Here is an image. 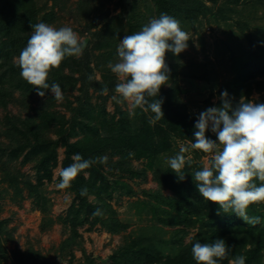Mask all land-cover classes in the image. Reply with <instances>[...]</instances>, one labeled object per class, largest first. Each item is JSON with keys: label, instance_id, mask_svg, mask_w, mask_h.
<instances>
[{"label": "trees", "instance_id": "trees-1", "mask_svg": "<svg viewBox=\"0 0 264 264\" xmlns=\"http://www.w3.org/2000/svg\"><path fill=\"white\" fill-rule=\"evenodd\" d=\"M92 1L77 0L75 3L79 17L86 19L82 33L95 29L94 23L102 12L103 4L95 6ZM152 1L157 18L162 13L168 14L180 21L184 31L191 29L199 32L203 21L209 25L226 26L234 15L239 17L233 24L240 37L246 39L248 48L239 53L229 45H225L223 52L215 49L214 61H209V64L216 62L233 75L231 79L221 81L217 94L226 90L236 104L241 97L251 100L252 94L256 93L259 97L255 101L264 103V0H223L216 12L213 9L219 0ZM47 2L0 0V111L4 113L0 117V139H3L0 141V184L6 185L20 200L26 192L35 207L42 211L40 190L44 184L53 182V170L58 165L60 168L67 167L76 153L85 159L106 155V164L93 165L86 170L90 175L81 173L71 188L66 189L73 197L65 216L59 218L64 232H67V237L57 247L60 256H68L72 260L74 248L83 252L80 241H77L80 237L77 230L82 226H87L88 231L99 226L111 236L125 232L129 225L117 217L110 204L112 195L120 192L126 197H133L135 191L123 179L135 180L152 172L159 189L142 191V195L149 200L130 203L138 217L150 214L152 224L126 237L124 243L103 260V264H195L191 256L192 243H211L215 239H223L231 247L228 259L244 255L246 264H264V213L261 211L264 204L253 205L249 209V215L260 217L261 222L254 226L245 224L232 213L217 215L218 206L200 197L192 178L193 173L202 168L201 164L186 166L183 181H178L169 167L159 165V157L172 150L174 139L194 142V125L198 117L192 116L182 103L180 81L198 78L211 85L205 62L197 64L193 58L183 59V53L179 56L166 53L170 78L168 86H162L156 97L163 100V119L155 121L151 112L140 109H136L134 114L132 110L116 109L115 113L108 115L103 104L92 105L89 90L99 93L107 85L108 95H98L103 102L114 93L116 82L107 65L117 60L115 46L122 32L121 21L126 20L128 35L141 29L140 23L133 22L134 15L124 17L120 13L105 20L98 31L90 33L96 42L89 48L90 40L87 39L82 57L67 58L50 73L49 83L60 85L65 100L73 90L79 92L75 106L72 107L70 101L62 104L71 113L70 117H66L54 109L56 100L49 92L43 98L39 97L36 89L20 77L15 62V57L30 37V25L40 22L52 25L59 19L57 11H68L69 0H51L49 7ZM240 5L242 7L238 8ZM118 6L119 3L115 7ZM246 11L248 18L261 22L251 25L250 19L241 17ZM259 11L262 15L257 16ZM92 14L96 17L91 20ZM198 41L204 54L205 42L201 36ZM204 58L207 59L205 54ZM96 72L100 73V80L95 79ZM212 94L210 92L209 96ZM10 104L17 107V113L8 110ZM206 137L216 140L210 130L206 131ZM59 148L63 149L60 163ZM131 161L142 162V168H134ZM16 162L21 167L32 165L34 180L20 170L11 169L10 165ZM55 181L58 182V179ZM85 187L89 195L82 197L80 190ZM163 189L172 192V195H164ZM98 207L103 210V216H93ZM7 222L6 219L0 220V264L8 260L11 264L15 261L45 264L39 261L40 253L31 249L25 256L21 251H11V256H8L3 246V240L12 239L6 230ZM192 230L194 234L185 243ZM5 234L7 236L3 238ZM83 256L86 264H94L84 252ZM220 264H228V260L220 261Z\"/></svg>", "mask_w": 264, "mask_h": 264}, {"label": "clouds", "instance_id": "clouds-1", "mask_svg": "<svg viewBox=\"0 0 264 264\" xmlns=\"http://www.w3.org/2000/svg\"><path fill=\"white\" fill-rule=\"evenodd\" d=\"M32 31L26 46L15 57L20 77L43 98L50 92L53 98L62 102L64 95L60 85L49 83L50 73L58 69L67 58L82 57L87 47V38L80 36L69 26L56 27L44 22L30 25ZM189 34L181 27L178 19L162 13L152 18L139 31L125 35L119 41L117 60L107 67L116 78L114 94L116 103H127L133 114L136 109L151 112L153 120L163 119L162 99H156L162 86H168L170 69L165 62L166 53L179 56L187 49ZM92 79V77H89ZM104 85L98 94L108 95ZM220 106L201 112L194 125V142L166 160L169 169L178 181L185 179L184 169L191 165L193 150L207 156L206 163L193 173L192 178L200 197L218 206L217 215L232 213L245 224H259L260 217L249 215L253 205L264 204V103L241 97L234 104L227 91L219 97ZM216 136L213 141L206 137V131ZM72 163L57 170L58 182L55 188H71L76 178L93 165L106 164L108 157L83 158L73 154ZM80 195L88 196V189L82 188ZM96 208L93 216H103ZM230 246L223 239L211 243L196 241L191 246L195 264H246V256L229 257Z\"/></svg>", "mask_w": 264, "mask_h": 264}, {"label": "rangeland", "instance_id": "rangeland-1", "mask_svg": "<svg viewBox=\"0 0 264 264\" xmlns=\"http://www.w3.org/2000/svg\"><path fill=\"white\" fill-rule=\"evenodd\" d=\"M42 1L44 0H41V2ZM76 1L77 0H69L68 11H57L59 19L57 18L52 25L56 27H71L80 36L86 37L90 40L88 45L89 48H91L96 42L95 38L91 37L90 33L98 31L105 20L117 17V15H120V13L124 17L130 14L134 15L135 18L133 22L140 23L141 27L148 23L150 19L157 18L155 12V3L152 0H93L92 3L95 6L100 3L103 4L102 12L106 8H109L110 14L108 18L104 19L99 26L95 27V29L88 31V33L85 31L82 33L86 19L79 17L75 9ZM222 2L223 0H219L217 2L213 12H216V9L221 7L220 4H222ZM47 3L48 7L52 4L51 0H48ZM118 3L119 6L116 8L115 6ZM132 5L135 7L134 11L132 10ZM240 7L242 6H238V8ZM247 9L250 8L247 7ZM246 13L247 11L241 17L245 18V20L250 19L251 25L259 24L261 22V20L256 21L254 18V20H252L250 17L248 18V14ZM259 15H262V11L257 13V16ZM95 17L96 16L92 14L90 19H95ZM237 19H239V17L234 15L233 19L226 26L224 24H220L218 26L215 24L209 25L203 21V26L201 29H199V32H193L191 29L186 31L189 34L190 40L188 41L187 49L182 52L183 59L188 57L193 58L196 60L197 64H202L205 62L204 64L207 65L206 69L208 70L207 75H209V79L211 81V85L198 78L192 79L191 81H188V79L180 81V85L183 89L181 94L182 103L185 104L188 112L194 117H198L201 112L210 107H218L217 104L220 102V95H218L217 92L220 89L221 81H223V79H231L233 76L232 73L228 74L227 70L218 63L215 62L214 65L209 64V61H214L215 49L223 52L225 50V45H229L230 47H235L236 53H239L240 51H246L248 48L246 39L244 37H240L239 31L233 24L237 21ZM126 23L127 22L125 19L121 21L122 32L116 40V49L118 47L119 41L122 40L125 35H128V27L126 26ZM200 36L205 42L204 54L207 56V59L204 58L202 47L199 45L200 41H198V37ZM236 37H239V39H236ZM185 70L188 71L189 69L185 68ZM73 75L76 76V74ZM110 75L114 76L111 72ZM94 77L96 80H100V73H94ZM114 79L117 83L115 77ZM212 84L214 85L213 87ZM210 92L213 93L212 96H209ZM49 94L53 96L50 92ZM78 95L79 92L77 90H73L66 95L67 100L63 99L62 102L56 101L54 109L64 114L66 117H70L71 113L68 112L65 107L62 106V104H65L66 101H70L72 103V107L75 106V99ZM89 95H91L90 101L92 105L97 106L103 104L108 115L115 113L116 109L127 112L132 110L127 103L118 104L113 101L111 99L112 95L109 96L104 102L98 98V92L92 93V91L89 90ZM209 97L210 101L206 103V100ZM258 97V94L253 93L251 100L255 101L258 99ZM239 100L240 99H238L237 103ZM8 110L13 114L17 113L18 111L17 107L12 104L8 106ZM3 114L4 113L1 112L0 117ZM117 117L118 116L116 115V118ZM79 137H82V134H79ZM1 140L3 139H0V141ZM74 140L75 139H72L71 141ZM172 143V150L159 157V165L163 168L168 167L166 160L169 157L174 156L179 151L181 146L188 145L187 141L177 139H174ZM62 152L63 149L59 148V163L63 158ZM199 153L200 152L193 150L190 153H186V155L190 156L191 163L201 164L203 166L207 161V156L205 154L199 155ZM197 155H199L198 158ZM114 160H116V158ZM131 164L136 169H140L143 166V163L139 161H131ZM31 167L32 165L21 167L18 162L10 165L11 169L20 170L22 173L32 176V180H34V172L32 171ZM59 168L60 166L58 165L57 168L53 170V182L44 184L40 190L43 199L42 211L39 207H35L32 199L27 197L26 192L23 193L24 198L20 200L14 197L12 191L8 189L6 185L0 184V220L6 219L8 221L6 230L10 233L12 238L6 242L3 240V246L9 253L8 256H11V251L24 252L23 255L25 256L26 252L31 249L40 253L41 256L39 261H44L46 262L45 264H86L85 257L83 256L84 252L85 256L89 257V259H91L94 264H103V260H106L115 249L121 246L124 243L126 237L134 235L139 228L148 227L152 224L153 220L150 214H143L142 216L138 217L134 213V209L130 206V203L135 201L149 200L142 195V191L154 192L159 189V185L155 182V178L152 175L153 173L147 172L146 176L143 178H138L135 180L123 179V181L131 185L133 191H135L136 194L133 197H126L120 192H115L112 195L110 204L117 212V217L129 225L125 232L111 236L99 226L92 228L90 231L86 230L87 226H82L77 230L80 235V237L77 238V241H80L83 252L74 248V258L72 260H69L68 256H60L57 247L59 243L67 237V232H64V226L59 221V218L65 216L66 211L72 202L73 196L66 190H58L55 188V184L57 183L55 180L57 179V170ZM162 192L166 196L172 195V192L168 190L163 189ZM261 211L264 213V209ZM41 227H43V230H41ZM194 232V230L190 231L189 236L184 240L185 243L189 241V238L194 234ZM6 236V234L3 235V238H6ZM9 259H11V257ZM10 261L11 260H8L5 264H11ZM24 263V261H15V264Z\"/></svg>", "mask_w": 264, "mask_h": 264}, {"label": "water", "instance_id": "water-1", "mask_svg": "<svg viewBox=\"0 0 264 264\" xmlns=\"http://www.w3.org/2000/svg\"><path fill=\"white\" fill-rule=\"evenodd\" d=\"M109 14H110V10H109V8H106L102 13H100V14L98 15V17H97V19H96V21H95V23H94V26H95V27L99 26L100 23H101L104 19L108 18Z\"/></svg>", "mask_w": 264, "mask_h": 264}]
</instances>
